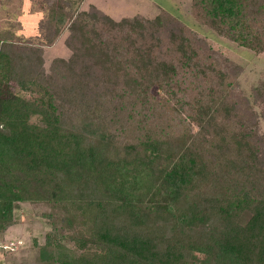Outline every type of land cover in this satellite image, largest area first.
I'll return each mask as SVG.
<instances>
[{
    "label": "trees",
    "instance_id": "16d2710c",
    "mask_svg": "<svg viewBox=\"0 0 264 264\" xmlns=\"http://www.w3.org/2000/svg\"><path fill=\"white\" fill-rule=\"evenodd\" d=\"M45 1L52 36L67 24L68 58L45 69L41 46L0 38V229L15 202L62 201L80 212L64 205L61 219L78 218L86 251H58L59 264H264V150L246 166L211 158L244 148L243 132L229 144L214 130L219 107L230 109L216 106L214 84L232 92L224 77L234 66L167 11L114 20L73 9L83 0ZM191 1L201 25L246 47L261 40L260 25L248 26L264 27V0ZM181 71L192 88L184 99L167 82ZM46 237L40 260L53 259Z\"/></svg>",
    "mask_w": 264,
    "mask_h": 264
},
{
    "label": "rangeland",
    "instance_id": "374dc122",
    "mask_svg": "<svg viewBox=\"0 0 264 264\" xmlns=\"http://www.w3.org/2000/svg\"><path fill=\"white\" fill-rule=\"evenodd\" d=\"M73 2L75 4L73 9L89 10L93 5L114 20L133 15L152 17L167 11L183 22L186 27L191 28L196 35L204 40L205 46H209L213 52L221 54L223 62L226 59V62L234 66L232 68L234 76L230 74L224 77L226 80H235L231 85L232 92H226L221 84H214L216 89L213 90L212 96L218 102L216 106L220 103L225 107H230L229 110L222 106L219 107L218 121L221 123H217L214 130H217L218 136L221 135L226 140L229 139V144H236L231 141L232 133L243 132L244 148L232 145L233 147H226L225 150L216 149L217 152L211 154L213 155L212 160L218 161L216 164L223 165V167L232 162L246 166L257 146L261 151L259 155H262L264 150V27H261L258 22L259 18L256 17L258 23L249 22L248 30L260 25L255 29L261 32V40L254 41L256 47L250 48L238 44L235 39H232L231 35L233 34H228L227 31L222 30L220 34L201 25L197 18L190 13L191 0H83L82 2ZM48 7L49 3L45 0H0V38L20 44L41 46L45 69L55 58L66 59L71 53L65 44V37L68 34L67 24L61 26V32L56 38L52 36L53 28L49 27L47 18ZM162 40L167 41L166 38ZM145 44H148V40H145ZM164 49L161 50L160 46L161 51H165ZM169 50L170 48L167 49V51ZM171 53L172 51L168 55L170 56ZM223 62L218 61L222 68ZM235 67H237L236 70ZM223 71H228V68H223ZM187 74V71H181L177 77L171 76L167 80L168 84L173 85L174 90L178 91L176 95L181 99H184V96H192L189 76L186 78ZM228 84L230 86L231 83ZM180 85L184 86V91H179ZM217 86L223 89L219 90L220 88ZM148 92L154 98L162 97V91H159L153 82H151ZM226 97L225 103H222L223 98ZM166 102L172 103L173 100L166 98ZM225 115L229 116L224 117ZM188 121L187 129L196 131L198 126L191 123L190 120ZM260 142L262 144H259ZM218 143H216L217 145L214 142L213 145L207 143V145L215 147L218 146ZM250 172L256 174V170L252 169ZM257 175L259 176V174ZM64 205L70 209L71 216L80 213L75 204L62 201L54 203L49 200L15 202L12 223L0 229V264H59L58 251L62 252V258L77 256L86 251L80 248L74 238H77V234L82 230V225L80 226L77 221L78 218L74 221L72 219L69 224L61 219L66 214L63 210ZM48 231L54 235L50 242L53 247V259L40 260V246L46 243Z\"/></svg>",
    "mask_w": 264,
    "mask_h": 264
}]
</instances>
